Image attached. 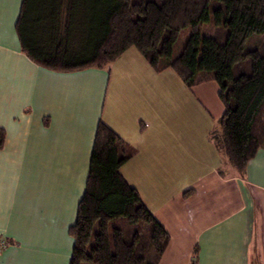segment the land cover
Listing matches in <instances>:
<instances>
[{
	"label": "crops",
	"instance_id": "0c3cea01",
	"mask_svg": "<svg viewBox=\"0 0 264 264\" xmlns=\"http://www.w3.org/2000/svg\"><path fill=\"white\" fill-rule=\"evenodd\" d=\"M20 6L0 0V264H68L99 122L135 149L119 170L169 237L157 264H264V147L241 174L217 149V84L188 88L134 47L47 69L21 51Z\"/></svg>",
	"mask_w": 264,
	"mask_h": 264
},
{
	"label": "trees",
	"instance_id": "16d2710c",
	"mask_svg": "<svg viewBox=\"0 0 264 264\" xmlns=\"http://www.w3.org/2000/svg\"><path fill=\"white\" fill-rule=\"evenodd\" d=\"M15 32L21 51L54 71L102 67L134 47L188 88L213 80L224 112L211 138L229 165L243 173L264 147V49L252 43L264 35V0H21ZM134 153L98 123L68 264H157L169 237L119 170Z\"/></svg>",
	"mask_w": 264,
	"mask_h": 264
},
{
	"label": "rangeland",
	"instance_id": "374dc122",
	"mask_svg": "<svg viewBox=\"0 0 264 264\" xmlns=\"http://www.w3.org/2000/svg\"><path fill=\"white\" fill-rule=\"evenodd\" d=\"M189 31H190L189 28H185V29L181 30V32L178 36V39L175 42L174 47H173L174 54H177L181 50L182 46L184 45V41L189 34ZM252 41H253L252 42L253 46L261 47V49H264V35L253 37ZM210 85H212V84H210ZM215 87H217V86H215ZM202 88H203V91H205L207 89V85L203 86ZM208 88H212V87L209 86ZM207 91H211V89H207Z\"/></svg>",
	"mask_w": 264,
	"mask_h": 264
},
{
	"label": "built area",
	"instance_id": "2783aa9c",
	"mask_svg": "<svg viewBox=\"0 0 264 264\" xmlns=\"http://www.w3.org/2000/svg\"><path fill=\"white\" fill-rule=\"evenodd\" d=\"M6 245L5 241L3 239H0V247H4Z\"/></svg>",
	"mask_w": 264,
	"mask_h": 264
}]
</instances>
